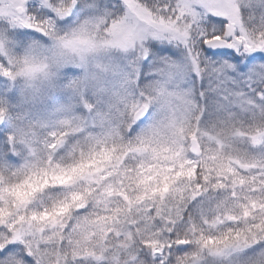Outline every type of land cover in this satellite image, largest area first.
I'll return each mask as SVG.
<instances>
[{"label":"snow or ice","instance_id":"obj_1","mask_svg":"<svg viewBox=\"0 0 264 264\" xmlns=\"http://www.w3.org/2000/svg\"><path fill=\"white\" fill-rule=\"evenodd\" d=\"M0 264H264V0H0Z\"/></svg>","mask_w":264,"mask_h":264}]
</instances>
